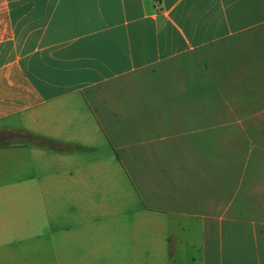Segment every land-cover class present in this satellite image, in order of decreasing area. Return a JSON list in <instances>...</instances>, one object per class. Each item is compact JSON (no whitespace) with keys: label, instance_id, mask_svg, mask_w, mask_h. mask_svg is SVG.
<instances>
[{"label":"crops","instance_id":"1","mask_svg":"<svg viewBox=\"0 0 264 264\" xmlns=\"http://www.w3.org/2000/svg\"><path fill=\"white\" fill-rule=\"evenodd\" d=\"M0 264H264V0H0Z\"/></svg>","mask_w":264,"mask_h":264},{"label":"rangeland","instance_id":"2","mask_svg":"<svg viewBox=\"0 0 264 264\" xmlns=\"http://www.w3.org/2000/svg\"><path fill=\"white\" fill-rule=\"evenodd\" d=\"M1 140V139H0Z\"/></svg>","mask_w":264,"mask_h":264}]
</instances>
